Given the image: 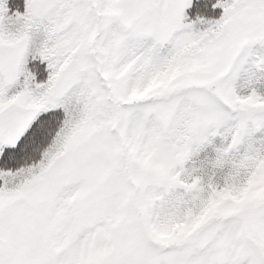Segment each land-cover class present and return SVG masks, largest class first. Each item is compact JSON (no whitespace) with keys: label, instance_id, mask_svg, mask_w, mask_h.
Segmentation results:
<instances>
[{"label":"snow or ice","instance_id":"obj_1","mask_svg":"<svg viewBox=\"0 0 264 264\" xmlns=\"http://www.w3.org/2000/svg\"><path fill=\"white\" fill-rule=\"evenodd\" d=\"M13 3L0 264H264V0Z\"/></svg>","mask_w":264,"mask_h":264},{"label":"trees","instance_id":"obj_2","mask_svg":"<svg viewBox=\"0 0 264 264\" xmlns=\"http://www.w3.org/2000/svg\"><path fill=\"white\" fill-rule=\"evenodd\" d=\"M10 5L15 6L13 0H9ZM20 5V10L23 11V0H18ZM216 0H192L191 6L186 9V14L189 20H196L197 17H203L205 19H216L219 18V13L222 8L213 7L215 5ZM33 63H38V61H31L30 66ZM43 67V65H41ZM47 75L46 72L38 75V78H45Z\"/></svg>","mask_w":264,"mask_h":264},{"label":"rangeland","instance_id":"obj_3","mask_svg":"<svg viewBox=\"0 0 264 264\" xmlns=\"http://www.w3.org/2000/svg\"><path fill=\"white\" fill-rule=\"evenodd\" d=\"M215 4H216V3H215ZM222 11H223V10H221V12L219 13V16L222 14Z\"/></svg>","mask_w":264,"mask_h":264}]
</instances>
